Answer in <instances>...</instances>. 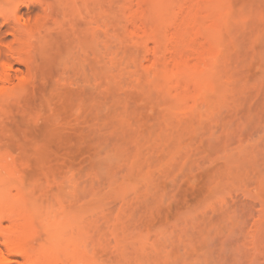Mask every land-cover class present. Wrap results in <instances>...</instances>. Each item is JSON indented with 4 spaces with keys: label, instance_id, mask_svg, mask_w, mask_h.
I'll return each mask as SVG.
<instances>
[{
    "label": "rangeland",
    "instance_id": "obj_1",
    "mask_svg": "<svg viewBox=\"0 0 264 264\" xmlns=\"http://www.w3.org/2000/svg\"><path fill=\"white\" fill-rule=\"evenodd\" d=\"M0 8V264H264V0Z\"/></svg>",
    "mask_w": 264,
    "mask_h": 264
},
{
    "label": "bare ground",
    "instance_id": "obj_2",
    "mask_svg": "<svg viewBox=\"0 0 264 264\" xmlns=\"http://www.w3.org/2000/svg\"><path fill=\"white\" fill-rule=\"evenodd\" d=\"M0 9H1L0 10V17L1 18L3 17V20L0 18V81L2 83H4V84L5 83L7 84V83H10V81L12 80V75L10 74V70L12 68V63L8 59L6 51L2 49V46L3 45H6V43H7L6 41H7L8 38H6V37H7L8 34L15 35V38L17 37L16 39H18V36L20 37V34L18 32L19 31L18 30L19 29L18 26L17 25L15 26V24L14 25H12V24L16 22L15 19L18 20V18H19L18 15L21 14L20 11L22 9L21 10H17L16 9L11 14L8 13V11H6V10H4L2 8H0ZM6 13H8V14H6ZM5 15H7V16H5ZM10 15L11 16H17V18L16 17L15 18L13 17L15 22L12 23L13 19L10 22L8 20V18H6L8 16L10 17ZM19 16H21V15H19ZM17 32H18L19 35L17 34ZM7 44H11V42L10 43H7Z\"/></svg>",
    "mask_w": 264,
    "mask_h": 264
}]
</instances>
